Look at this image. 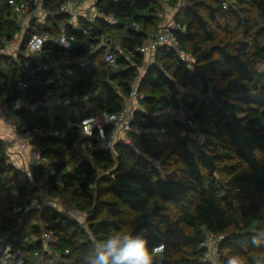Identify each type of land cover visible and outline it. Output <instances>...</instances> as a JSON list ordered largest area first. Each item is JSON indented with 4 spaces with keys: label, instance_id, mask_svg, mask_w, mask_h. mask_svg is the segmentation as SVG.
<instances>
[{
    "label": "trees",
    "instance_id": "1",
    "mask_svg": "<svg viewBox=\"0 0 264 264\" xmlns=\"http://www.w3.org/2000/svg\"><path fill=\"white\" fill-rule=\"evenodd\" d=\"M164 1L177 0H97V14L92 20L81 18L77 25L70 21L72 14L57 13L67 0L44 1L50 14L42 25L34 18L28 22L18 58L0 56V100L11 103L20 97L17 80L22 76L30 83L31 102L49 87L62 98L80 96L36 111L24 109L17 115L21 129L41 127L45 131L33 143L45 156L56 159L54 173H65L66 186L77 182L74 193L96 202L86 222L97 240L121 233L122 204L141 217L129 234L143 232L151 247L164 246L154 264H212L202 246L207 234L223 236L218 247L223 264L255 252L262 253L256 260L264 264V233L243 229L241 223L246 209L257 211L253 204L264 196V0H226L228 9L222 0H189L184 13L187 20L179 18L181 12L175 17L181 27L175 32L181 53L161 48L156 62L141 75L145 61L138 47L163 28L156 29ZM62 23L75 37L71 55L84 61L74 66L73 76L65 69L60 78L54 71L43 73V80L54 78L52 84L31 81L20 73L21 64L33 62L26 53L29 39L45 31L57 37ZM111 30L123 32L118 50L108 43L111 40H103ZM20 31L9 0H0V40L11 41ZM46 50L52 58L64 51L55 42ZM106 51L116 56L115 64L105 62ZM136 82L140 98L139 107L133 110L131 134L136 128L143 152L120 143L114 154L95 139L81 138V121L120 110ZM181 103L200 123L205 134L201 142L182 136L187 126L184 121L157 112L169 105L182 110ZM144 104L156 112L148 114ZM80 140L87 145L88 157L68 172ZM6 150L0 138V203L5 198L0 204V232L25 252V264H36L41 254L45 260L52 259L58 249L62 250L59 257L74 254L73 233L82 230L79 222L52 206L29 210L35 184L24 170V179L16 181L20 172L7 161ZM101 163L111 165L105 175L98 173ZM46 171L37 167L34 181L44 178ZM54 175L49 180L56 189ZM105 196L112 201L104 202ZM43 230L60 238L54 256L41 240H33ZM91 243L83 240L74 264H90ZM249 259L255 264L252 256Z\"/></svg>",
    "mask_w": 264,
    "mask_h": 264
},
{
    "label": "built area",
    "instance_id": "2",
    "mask_svg": "<svg viewBox=\"0 0 264 264\" xmlns=\"http://www.w3.org/2000/svg\"><path fill=\"white\" fill-rule=\"evenodd\" d=\"M44 1L45 0H9L10 12L15 17L16 23L20 26V20L27 19L26 21L29 22L31 19L37 18ZM75 5L76 0H71L61 5L57 13H70L73 17V15H75ZM229 5V1L222 0V6L224 9H228ZM108 19L114 20V17L109 16ZM72 20L73 19H71V22H73ZM138 28L139 25H136V29ZM179 28L181 27L176 21H174L173 24L163 26L161 31L154 35H150L138 47V52L143 55V57L150 60H154L157 51L165 47H171L173 50L181 53L180 44L175 33ZM74 40L75 37L68 34L65 23L60 25L59 36L57 37L49 31L32 34L26 47V53L32 57L33 62L26 61L21 64L20 73L24 74L26 77H30L31 81L38 80L41 83L45 82L46 84H52L54 82L53 77H47L44 80L42 79L43 73L46 72L54 71L57 77L60 78L63 69H65L69 75H75L74 66L80 62V58L74 57L70 53ZM18 41L21 44V39H19L18 36H15L11 41L2 42V46H0V56L8 55ZM50 42H55L59 47L63 48V54L57 58H52L46 50V46ZM15 57L18 58V53ZM182 58L186 59L184 56ZM104 60L106 63L113 65L116 62V56L111 51H106L104 54ZM138 86V82H136L130 95L125 97L120 110L117 112L109 113L105 111L83 119L79 125L80 136L82 138L95 139L103 149L114 154L116 144H130L131 141L129 136L133 130V110L135 109V106H138L136 104V100H138ZM29 87V81L23 76L17 80V89L21 92V95L17 100L12 101L11 103L0 100V121L8 125L15 142L14 144L17 146V159L10 158L14 165H16V162H20L21 165L19 167L25 171L27 178L34 182L35 169L37 167H43L47 170L48 166H53L56 159L45 156L42 149L33 143L35 138L41 137L45 134L43 128L35 127L33 129H21L22 121L17 115V112L24 109L36 111L44 106L53 107L60 103L66 104L78 100L80 96L74 95L62 98L59 97L58 91L55 88L49 87L37 101L31 102L28 95ZM180 105L182 109L181 112L183 113L182 120L187 127L195 126L196 122L193 119L192 111L186 108L183 104ZM173 109L175 110V108ZM44 206H47V204L35 199L32 200L28 209L41 210ZM222 239V235L207 234L206 239L202 244L203 248L206 250V259H209L212 256L213 250H218ZM33 240H41L44 245L48 247L51 242L59 243L60 238L53 231L43 230L41 236H34ZM155 249H158V251L154 253V256H160L164 250V246L161 245L155 247ZM68 252V250L65 251L66 254ZM25 257V252L22 249L13 246L8 234L0 232V264H25ZM154 261H156V259Z\"/></svg>",
    "mask_w": 264,
    "mask_h": 264
},
{
    "label": "rangeland",
    "instance_id": "3",
    "mask_svg": "<svg viewBox=\"0 0 264 264\" xmlns=\"http://www.w3.org/2000/svg\"><path fill=\"white\" fill-rule=\"evenodd\" d=\"M46 1V0H45ZM71 0H67V2H69ZM97 0H89L88 4H84V6L81 5V9L83 11H85V7H88V10H86V15L82 14L80 17L79 12H77V16L74 17V19L72 20V23H76V24H81V18H84L86 20L88 19H93V16L95 15L96 11L93 10L92 6H94V3H96ZM177 0L176 2H172L169 3V1H164L161 3V6L159 7V16L157 19V27L156 29H158L160 26H166L168 24H173L175 21V17L178 16V14L181 12L179 18L180 19H186L185 17V9H186V3L189 4V0ZM66 2V3H67ZM77 2V0H76ZM47 3V2H46ZM46 3L42 5V7L40 8L39 11V15L37 16V18H34L36 24L38 25H42L43 21L46 20V18L48 17L47 14H50V10H48V8L46 7ZM255 15V13H254ZM256 16V15H255ZM27 20V19H26ZM26 20H20L21 23V31L18 35L19 39H22L24 30H25V25L24 26V22H26ZM71 21V20H70ZM69 21V22H70ZM75 25V24H74ZM153 29V28H152ZM123 32L122 31H118V30H111L108 31L107 36H103V40L104 41H108L111 40L108 43H112L113 46L116 47V49L118 50V48L121 45V36H122ZM59 36V35H58ZM4 38L0 40V44L2 42H4ZM20 41V40H19ZM17 42L16 45H14L13 49L10 51V53L8 54L9 56H12L13 58H16L15 55H17V53L21 52V48H20V42ZM181 88V87H180ZM180 91H183V89L181 88ZM169 94V93H166ZM183 95L182 93L179 95L181 96ZM84 98V97H81ZM182 104V103H181ZM143 110H146L148 114H153L154 112H156V110L151 109L149 106L147 105H143L142 106ZM159 113H166L169 114L175 118H179L181 121H183V113L181 112V110L179 111H175L173 109L172 105L166 106L165 108H163L160 111H157ZM137 129L135 128V133L130 134L129 138H130V144L132 149H135L138 152H143L142 149L143 147L140 145L139 143V137H138V133L136 134ZM139 132V130H138ZM182 136L187 137V138H195L197 139L199 142H201L204 137L205 134L204 132L201 130L200 128V123L196 122L195 126L193 127H185V129L182 130ZM82 138V137H81ZM4 141V140H3ZM5 142V146L7 148L6 152H7V156L8 159L7 161L10 162L14 168L16 170H19V178H17V182L18 180H23V169L21 167H19L21 164L20 162H16V165H14L12 159L10 158V155H13V152H11L8 149V145H6V141ZM14 155L17 156L16 154V149H14ZM72 156H74V159L71 160V164L69 169H67V171H73L76 166H77V162L88 157V152H87V145L84 144L81 140L79 142H77L76 144V148H75V153H72ZM111 165H105L103 163L98 164L97 166V170L99 175H105L106 173H108V168ZM16 170H14L13 172H16ZM55 169L54 166L50 165L47 167V171H46V176L44 178H42L40 181H34L35 187H36V191L35 194L33 195L32 200H39L42 201L43 203H46L47 206H52L54 208H56L57 210H59L60 212H63L65 214L70 215L71 217H74L75 220H77L82 228V230H78L77 233H73V240L77 246V249L75 251L74 254L70 255V256H66V257H59V254L62 253L61 249L57 250V256L55 255V257H53L52 259H50L49 257L47 258V260H45V257L39 256L36 260V264H74V258L75 256L79 255V247L82 244L83 240H87L89 239V241H91V253H90V257H93V248L94 245L96 243H98L100 240H97L95 238V236L89 231L88 229V223L86 222L87 217H88V213L95 207L96 202L93 201V203L89 202V199L84 198L80 195H76L74 193V191L76 190L78 183L74 182L73 184L66 186L65 184V180L68 178L66 175H64L65 173H54ZM22 173V174H21ZM55 174V175H54ZM55 176L56 177V185L57 188L54 189V187L52 186L51 182H50V176ZM21 176V177H20ZM95 193V191L93 192ZM15 198H18V193H14ZM94 200L97 199V196L94 195ZM5 198L2 199V202L0 203L1 205L4 203ZM102 200L105 201H112V199L108 196L102 197ZM254 206L258 207V210H254L253 208H247L246 209V213L244 216H242L241 219V223H242V228L243 229H247V230H254L260 233H264V196L260 195L259 197H257L256 202L253 204ZM120 208L122 210V225H123V230L121 231V233L124 234H129L130 231L133 230V228L141 221V217L140 214L135 213V212H130L128 211V209L120 204ZM130 235V234H129ZM107 236L104 237V239ZM55 246H58V242L54 243L51 242L47 248V250L49 251H53V249L55 248ZM225 253V251H224ZM53 254V252H52ZM262 253L260 252H255V253H250V255L248 256H243V257H232L229 259L230 261H233L234 264H253L251 263V260L249 259V256H252V259L255 261V264H259L258 261L256 260V258H258L259 256H261ZM54 256V254H53ZM159 256L155 255L154 256V260L157 259ZM212 261V264H223L222 260H221V256L220 253H218V250H213V254L212 256L209 258Z\"/></svg>",
    "mask_w": 264,
    "mask_h": 264
},
{
    "label": "clouds",
    "instance_id": "4",
    "mask_svg": "<svg viewBox=\"0 0 264 264\" xmlns=\"http://www.w3.org/2000/svg\"><path fill=\"white\" fill-rule=\"evenodd\" d=\"M156 251L143 232L132 235L117 232L94 245L90 264H154Z\"/></svg>",
    "mask_w": 264,
    "mask_h": 264
},
{
    "label": "crops",
    "instance_id": "5",
    "mask_svg": "<svg viewBox=\"0 0 264 264\" xmlns=\"http://www.w3.org/2000/svg\"><path fill=\"white\" fill-rule=\"evenodd\" d=\"M88 2H89V0H83L81 2H78V1L76 2V5L74 6V9H75L74 14L75 15H73V18L72 19H74V17L77 16V12H79V14H80L79 16H81L82 14L86 15V10H88L89 6L88 7H85L86 9H85V11H83L81 9V5L84 6V4H86V3L88 4ZM92 7H93L92 8L93 10H96V8L94 6H92ZM44 22H45V20L43 21V24H44ZM27 24H28V21L25 22L24 26L27 25ZM74 24H76V23H74ZM156 55H155V57H156ZM84 59L85 58H83V59L80 58V60H79L80 63L83 62ZM144 61H145V67L141 70V73H140L141 75L145 73L147 66H149L152 63L156 62V59L150 60V59L144 57ZM138 98H140L139 93H138ZM136 104L138 106H135V108L139 107L138 100H136ZM0 138L2 140L6 141V145H8V149L11 152H13V155H10V157L13 158V159H17L16 158V155H14V151H15L14 149H16L17 146L14 144L15 142L13 140L12 133H11L8 125L6 123L2 122V121H0Z\"/></svg>",
    "mask_w": 264,
    "mask_h": 264
}]
</instances>
